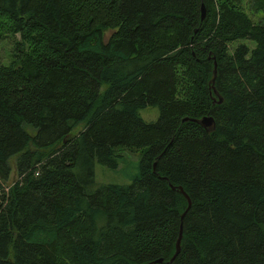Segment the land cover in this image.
I'll list each match as a JSON object with an SVG mask.
<instances>
[{"label": "trees", "instance_id": "16d2710c", "mask_svg": "<svg viewBox=\"0 0 264 264\" xmlns=\"http://www.w3.org/2000/svg\"><path fill=\"white\" fill-rule=\"evenodd\" d=\"M2 35L0 264H264V0H0Z\"/></svg>", "mask_w": 264, "mask_h": 264}, {"label": "rangeland", "instance_id": "374dc122", "mask_svg": "<svg viewBox=\"0 0 264 264\" xmlns=\"http://www.w3.org/2000/svg\"><path fill=\"white\" fill-rule=\"evenodd\" d=\"M256 17L257 16L252 17V20L255 21ZM15 41H18L17 35L0 36V66H8L13 59V55L17 54L14 51ZM247 45L253 47L252 43H247ZM137 115L144 122H153L157 119L158 109L154 106H146L140 109L137 112ZM81 127V125H78V127L73 130V133H77ZM118 155L121 159L118 161L115 169H109L97 163L93 164V181L92 184L88 186L89 191H94L100 186L107 184L128 185L132 178L137 175L139 154L119 150ZM8 163L11 171L8 179L3 184V187L6 189H8L14 183V180L17 179L13 168V160H9ZM101 223V219L98 218L96 225L99 226Z\"/></svg>", "mask_w": 264, "mask_h": 264}, {"label": "water", "instance_id": "95a60500", "mask_svg": "<svg viewBox=\"0 0 264 264\" xmlns=\"http://www.w3.org/2000/svg\"><path fill=\"white\" fill-rule=\"evenodd\" d=\"M203 17H204V9H203V6L200 5V20H202ZM215 73H216L215 72V63L213 62L212 76L210 79V89L213 91V94L217 97V101L212 100V103L215 102L216 104H220L221 99L217 96L216 92L214 91V88L212 87L214 77H215ZM186 121H189L191 123H195V124L201 126L206 132H212L214 129V123H213V120L210 116H204V117H201L199 119H189V118L181 119V122H186ZM153 166H154V164H153ZM178 190L182 194V196L185 198L186 204H187L184 212L180 216V218H182L183 214L188 209L190 202H189L187 196L182 192V190L179 187H178ZM180 239H181V225H179L178 236H177V239H176L175 244H174V253L168 262H171L175 258V256L177 255V253L179 251ZM160 262H161V260L158 259V260H154L152 262L146 263V264H159Z\"/></svg>", "mask_w": 264, "mask_h": 264}]
</instances>
